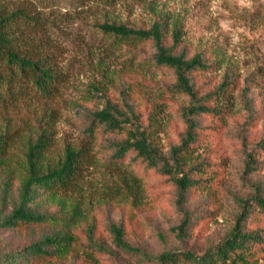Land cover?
I'll use <instances>...</instances> for the list:
<instances>
[{"label": "rangeland", "instance_id": "374dc122", "mask_svg": "<svg viewBox=\"0 0 264 264\" xmlns=\"http://www.w3.org/2000/svg\"><path fill=\"white\" fill-rule=\"evenodd\" d=\"M18 10L16 35L37 44H24L23 51L50 59L63 82L53 99L29 94L0 110V132L12 133L0 166V207L5 181L17 197L27 175V140L48 134L46 161L55 164L68 147L77 148L88 137L90 112L107 100L122 108L125 101L132 104L141 126L173 164L172 148L186 137L187 108L199 102L216 110L195 116L197 141L185 153L183 169L198 166L204 178L185 204L198 215L186 240L172 230L183 216L172 177L137 165L143 189L132 191L122 170L109 165V143L130 130L101 127L96 161L77 188L41 196L40 210L51 219L0 228L2 248L20 249L45 233L62 231L69 240L64 251L33 264H152L118 248L111 224L123 223L129 242L154 253L175 246L204 252L231 230L238 198L258 189L264 195V162H256L255 170L246 166L248 153L258 156L255 161L263 158L258 145L264 135V0H0V16ZM107 21L136 28L159 23L174 53L186 51L188 58L203 53L212 66L192 74L195 101L177 87L172 67L153 60V40L113 43L99 29ZM222 87L223 95L209 97ZM93 242L111 252L94 250Z\"/></svg>", "mask_w": 264, "mask_h": 264}, {"label": "trees", "instance_id": "16d2710c", "mask_svg": "<svg viewBox=\"0 0 264 264\" xmlns=\"http://www.w3.org/2000/svg\"><path fill=\"white\" fill-rule=\"evenodd\" d=\"M17 14L20 16L21 11L18 10L10 16H0V110L9 108L29 94L33 95L30 98L53 99L63 82V75L50 59L34 56L31 51H23L22 45L37 44L19 40V35L15 33V26L19 25ZM99 29L108 37H113V43L153 40L157 48L153 60L159 65L172 67L178 78L177 87L188 92L195 101L197 93L192 74L212 66L203 53H196L191 58L187 57L186 51L174 53V47L166 46L163 27L159 23H155L151 28H136L126 23L107 21L100 23ZM180 35L181 31H176L175 40H178ZM224 89L210 92L209 97L215 94L223 95ZM215 110L214 107L199 102H193L187 108L186 137L171 151L174 164L161 153L151 132L141 126L139 113L127 101L125 108H122L107 100L102 108L90 112V123L86 128L88 137L79 147H68L64 156L55 164L46 161V152L50 146L48 134H40L36 139L29 138L25 154L27 175L19 187L17 197L12 195L9 179L2 188L0 228L51 219L52 215L40 210L39 199L46 193L55 196L60 191L77 188L85 170L96 161V142L99 129L103 127L107 132L130 130L127 137L114 139L109 143L112 152L109 165L122 170L124 179L129 182L132 191L143 189L141 184L144 175L139 169L134 171L137 165L146 171L157 170L172 177L176 185L178 207L183 214L181 222L172 227V230L180 239L186 240L198 220V215L186 209L185 204L191 191L200 188L204 178L198 166L183 169L186 162L185 153L197 141L198 123L195 116ZM11 134L0 132V166L5 163ZM258 146L259 155L263 158L255 161L258 156L248 153L246 166L249 170L257 168L256 162H264V135ZM111 231L118 248L138 254L152 264H260L261 257H264V195L258 189L252 197L238 198V212L231 230L204 252L175 246L154 253L129 242L123 223H112ZM68 243L67 234L54 231L43 234L20 249H6L0 246V264H33L35 259L48 258L64 251ZM91 244L94 250L111 252V249L103 244Z\"/></svg>", "mask_w": 264, "mask_h": 264}]
</instances>
